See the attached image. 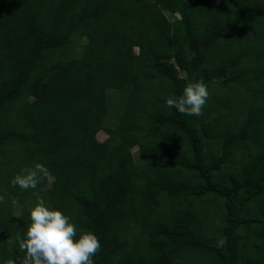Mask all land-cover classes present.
<instances>
[{"label":"trees","instance_id":"obj_1","mask_svg":"<svg viewBox=\"0 0 264 264\" xmlns=\"http://www.w3.org/2000/svg\"><path fill=\"white\" fill-rule=\"evenodd\" d=\"M37 194L93 264H264V0H0V264Z\"/></svg>","mask_w":264,"mask_h":264},{"label":"clouds","instance_id":"obj_2","mask_svg":"<svg viewBox=\"0 0 264 264\" xmlns=\"http://www.w3.org/2000/svg\"><path fill=\"white\" fill-rule=\"evenodd\" d=\"M181 79L188 80L187 73ZM214 83H221L214 78ZM210 92L201 80L189 81L180 96L166 99L167 107H174L182 115L201 116ZM23 173L16 175L11 184L21 189H36L45 179L49 182L54 177L50 170L41 163L33 168H24ZM38 203L30 211L31 224L26 231V237L16 236L19 250L26 253L22 264H93L92 257L101 248L98 237L92 232H85L76 239L77 227L70 222V218L60 210H50L45 200L37 194ZM5 202L4 195H0V203ZM12 246L14 241L9 240ZM8 264H14L9 261Z\"/></svg>","mask_w":264,"mask_h":264},{"label":"rangeland","instance_id":"obj_3","mask_svg":"<svg viewBox=\"0 0 264 264\" xmlns=\"http://www.w3.org/2000/svg\"><path fill=\"white\" fill-rule=\"evenodd\" d=\"M98 139H99L100 141H103V140L105 139V134H104L103 132H100V133L98 134ZM23 208H24L23 205L18 206V208H17V209L15 210V212H14V215H19V214H20V211H21Z\"/></svg>","mask_w":264,"mask_h":264}]
</instances>
